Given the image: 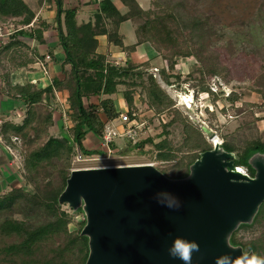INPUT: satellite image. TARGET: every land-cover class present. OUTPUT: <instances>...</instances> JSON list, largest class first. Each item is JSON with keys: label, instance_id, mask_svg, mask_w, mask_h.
<instances>
[{"label": "trees", "instance_id": "obj_1", "mask_svg": "<svg viewBox=\"0 0 264 264\" xmlns=\"http://www.w3.org/2000/svg\"><path fill=\"white\" fill-rule=\"evenodd\" d=\"M35 1L39 6L55 5L58 40L65 55L61 63L64 78L53 79L49 86L42 89L36 82L12 83L9 76H1L4 83L2 90L23 103L25 117L21 125H6L0 131L8 147L18 152L21 180L19 188L0 195V213L11 211L19 202H23L25 209L29 208L33 214L41 213L45 219L31 225L25 221L3 218L0 222V237L13 241L4 248L7 255L20 256L30 253L38 244L61 235L64 243L60 250L67 257L59 264H84L88 254L87 238L81 237L79 233L85 221L82 220L77 223V228L71 229L70 215L58 205L57 199L69 177L75 153L86 158H96L106 153L101 148L87 149L83 145L87 133H92L101 141L106 123L102 121L100 114L106 122L117 119L120 114L115 111L112 100L102 96L121 93L131 120H134L131 115L137 88L145 92L146 105L156 114L172 109L173 106L152 74L148 73L150 66L147 62L134 65L110 63L104 54L98 53L95 37L105 35L108 43L119 46L126 54L133 52L139 45L150 46L164 62V68L158 70V75L166 84H170L172 78L176 82L185 83L196 80L194 75L223 76L227 73L219 57L211 52L213 44L222 41L223 34L219 32L217 16L211 12L198 13L192 8L190 0H153L156 6L154 10H142L135 0H118L119 7L110 0H101L93 22L81 25L76 24V9H64L62 0ZM191 1L196 3L198 0ZM33 19L34 13L23 0H0V24L20 27L9 36L5 44L0 43L1 59L8 58L7 56L14 59L24 54L25 47L21 39L31 38L39 44L43 43V30L48 25L44 20H38L28 30ZM124 21H130L134 30L136 42L131 46H124L122 36L118 33V27ZM179 58L194 60L193 74L182 77L174 73ZM195 88L202 96L211 95L208 88L199 81ZM55 90L67 93L68 107L65 114L69 127L61 129L58 135H51L49 129L53 126L52 113L41 103L52 97ZM93 96L98 97V104L85 107L84 99ZM170 114L165 116L168 121L164 127L173 124L180 126L182 143L175 147L164 139L153 144L155 158L157 161L170 162L176 151L187 149L189 153L170 174L160 171L167 177L181 179L188 175V167L198 159L199 154L210 150L212 146L206 142L201 131L186 118H180L177 111L172 110ZM128 142V146L140 152L145 144H152L151 139L133 144ZM220 147L225 152L235 153L234 165L244 168L250 177L254 175V170L249 165L250 158L256 154L264 156V140L256 136L241 137L239 131L229 138L222 137ZM116 148L112 142L111 153L126 155L131 151L130 147L125 151L118 148L115 150ZM49 169L57 170L63 180L57 191L41 186L43 174ZM25 186H32L34 193L25 191ZM245 234L251 235L248 241L243 240ZM229 242L233 246L242 247L244 252L252 251L253 254L264 257V202L252 222L239 225L231 234Z\"/></svg>", "mask_w": 264, "mask_h": 264}, {"label": "water", "instance_id": "obj_2", "mask_svg": "<svg viewBox=\"0 0 264 264\" xmlns=\"http://www.w3.org/2000/svg\"><path fill=\"white\" fill-rule=\"evenodd\" d=\"M200 129L208 140L215 138L205 126ZM212 145L181 179L168 178L151 164L71 170L57 202L84 214L79 233L87 238L84 264H183L168 254L176 237L198 244L191 264L246 253L229 238L239 225L252 222L264 202V156L250 158V177L234 165V153L218 141ZM169 193L179 197V209L157 203L169 200Z\"/></svg>", "mask_w": 264, "mask_h": 264}, {"label": "rangeland", "instance_id": "obj_3", "mask_svg": "<svg viewBox=\"0 0 264 264\" xmlns=\"http://www.w3.org/2000/svg\"><path fill=\"white\" fill-rule=\"evenodd\" d=\"M190 4L197 12H211L217 16L219 32H222L223 37H221L222 41L213 44L211 52L219 57L227 73L223 76L194 75L196 80H188L185 83L176 82L172 78L171 83L166 84L157 72L148 71L173 103L172 109L156 114L146 105L145 92L141 88L135 89L131 118L141 125L136 142L151 139L152 144H145L143 151L140 152L128 146V140L116 139L114 144L118 149L125 151L130 147L131 151L126 155H120L117 152L104 153L96 159L82 157L77 152L72 157L70 172L74 169L151 164L159 171L170 174V171L179 166L182 159L189 153L187 149H180L176 151L174 159L170 162L157 161L155 158L156 150L153 144L164 139L170 141L175 147H179L182 143L180 126L173 124L164 127L168 121L165 116L166 114L170 116L172 110L177 111L180 118H186L200 131L201 126L208 128L220 145L222 137L229 138L238 131L241 137L256 136L264 140V0H198L196 3L190 0ZM155 8L152 0L150 9ZM160 64L158 70L161 71L164 68V62ZM176 64L174 73L182 77L189 73L193 74L192 66L195 63L192 58H179ZM198 81L208 88L211 95L204 98L198 93V89L195 88ZM179 95L193 97V102L189 103L190 108L179 104L177 98ZM65 118L69 124L67 117ZM201 133L206 142L213 147L202 131ZM15 156L17 158V155ZM62 184L63 180L57 170L49 169L43 174L41 186H45L47 190L57 191ZM23 189L29 194L34 193L32 186H25ZM59 206L70 215L71 229L77 228V223L82 220L85 221L82 211H72L66 204ZM3 218L25 221L33 225L43 222L45 216L41 213L33 214L29 208L25 209L23 202H19V205L14 206L11 211L1 212L0 222ZM250 237V234H245L243 240L248 241ZM12 242L10 238L0 237V264H59L67 257L60 250L64 243V237L61 235L38 244L30 253L20 256L5 253L4 248Z\"/></svg>", "mask_w": 264, "mask_h": 264}, {"label": "crops", "instance_id": "obj_4", "mask_svg": "<svg viewBox=\"0 0 264 264\" xmlns=\"http://www.w3.org/2000/svg\"><path fill=\"white\" fill-rule=\"evenodd\" d=\"M101 0H62L64 9H76V24L92 23L95 14L99 10V2ZM120 6L118 0H110ZM142 10L152 8V0H135ZM23 2L34 13L32 23L27 27L28 30L34 26L38 20H44L48 27L43 30V43L39 44L34 39H21L24 45V54L19 57L1 59L0 58V131L3 126L21 125L25 117V108L23 103L15 98L8 96L3 88V80L1 76H9L12 83L36 82L40 88L44 89L49 86L53 79L62 80L64 74L61 70V63L65 58L64 52L61 49L58 40V28L56 21V8L54 4L39 6L34 0H23ZM104 22V25L107 24ZM12 25V24H10ZM13 26V25H12ZM26 28V27H24ZM118 33L122 36L124 46L135 44L136 38L130 21L122 22L118 27ZM8 37L1 40L2 44L8 41ZM98 46V53L104 54L108 62L117 64H143L149 63L148 71H154L161 65V58L156 56L154 50L146 45H139L135 50L126 54L119 46L110 44L105 35L95 37ZM19 64V65H17ZM67 93L65 91H54L53 96L43 100L41 103L46 108H49L52 113L53 126L50 127L51 135H58L61 129L68 128L66 122L67 110ZM102 98H110L116 112L123 113L127 111V106L123 100L121 93H116L111 96H102ZM98 97L93 96L89 99H84V106L97 105ZM102 121L106 125L118 124V118L113 121L106 122L105 118L100 114ZM83 145L87 149H97L100 147V141L92 134L87 133L83 141ZM8 145L2 138L0 132V195L9 192L13 188H18L21 185L20 180V157L18 152L12 150L13 156L6 151ZM115 150H118L117 148ZM17 158L16 159V156Z\"/></svg>", "mask_w": 264, "mask_h": 264}, {"label": "clouds", "instance_id": "obj_5", "mask_svg": "<svg viewBox=\"0 0 264 264\" xmlns=\"http://www.w3.org/2000/svg\"><path fill=\"white\" fill-rule=\"evenodd\" d=\"M170 199L167 201L157 200V203H163L165 207L170 210H177L181 207L179 197L168 194ZM199 251V246L195 241L187 240L183 237H176L169 245V256L183 261V264H191L193 252ZM215 264H264V257L255 254L248 255L241 253L238 257L233 256L231 253H223L215 257Z\"/></svg>", "mask_w": 264, "mask_h": 264}, {"label": "built area", "instance_id": "obj_6", "mask_svg": "<svg viewBox=\"0 0 264 264\" xmlns=\"http://www.w3.org/2000/svg\"><path fill=\"white\" fill-rule=\"evenodd\" d=\"M19 29L20 27H14L10 24H0V43L4 37L10 36ZM154 71L156 72L157 69H154ZM140 130L141 125L136 123L135 120L129 119L127 111L120 113L118 116V124L105 126L104 134L100 141V148L105 150L107 154H110V144L116 139H125L135 143L137 141ZM6 151L12 155V150L9 147L6 148ZM237 169H241V173L247 174L244 168L237 167Z\"/></svg>", "mask_w": 264, "mask_h": 264}, {"label": "bare ground", "instance_id": "obj_7", "mask_svg": "<svg viewBox=\"0 0 264 264\" xmlns=\"http://www.w3.org/2000/svg\"><path fill=\"white\" fill-rule=\"evenodd\" d=\"M205 97V96H204ZM177 98H178V101H179V104H182V105H184L186 108H190V104L193 102L192 101V96L191 97H189V96H183V95H179V96H177ZM190 103V104H189ZM210 141V140H209ZM212 144H213V142H217L216 141V138H214L212 141H210ZM239 171L241 172V169H239Z\"/></svg>", "mask_w": 264, "mask_h": 264}]
</instances>
